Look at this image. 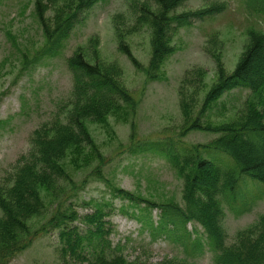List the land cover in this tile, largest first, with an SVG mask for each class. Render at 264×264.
<instances>
[{
	"label": "trees",
	"instance_id": "1",
	"mask_svg": "<svg viewBox=\"0 0 264 264\" xmlns=\"http://www.w3.org/2000/svg\"><path fill=\"white\" fill-rule=\"evenodd\" d=\"M187 1L133 0L129 20L124 15L114 18L119 51L137 70L144 71L148 81L161 77L166 61L175 53V38L182 28L225 10L224 5L210 2L198 10L176 13ZM98 2L61 0L49 4L35 0L36 19L45 38L39 56H56L81 16ZM246 5L252 14L264 17V0H246ZM144 28L151 34V53L145 68L128 42ZM246 36V45L229 74L221 54L222 41L212 35L207 53L215 64L214 81L208 87L206 70L194 67L185 72L178 89L183 117L180 138L193 131L213 133L216 138L189 148L177 140L131 148L133 152L158 153L168 159L182 181L180 202H156L108 183L110 198L84 204L91 212L82 216L75 209V201L88 182L71 178L64 160L73 149L95 146L86 128L88 122L106 123L111 117L126 118L136 111L120 65L101 60L96 50L90 56L87 51L94 47L77 49L67 59L73 84L68 106L33 132L29 152L0 180V264H11L31 247L38 234L50 231L58 233L56 253L60 264H148L129 261L121 246L111 241L116 231L112 217L117 199L137 210L134 214L152 241L164 238L179 246L187 257L204 253L198 226L215 264H264V215L237 232L232 243L228 242L224 225V204L232 206L241 200L237 212L249 211L253 198L245 199L240 188L253 187V181L264 185V32L252 28ZM237 89L249 91V96L235 118L218 126L205 123L212 106ZM49 208L53 214L35 228L34 221L45 217ZM156 209L157 221L152 216ZM189 225L195 230L190 231ZM160 264L192 263L170 259Z\"/></svg>",
	"mask_w": 264,
	"mask_h": 264
},
{
	"label": "rangeland",
	"instance_id": "2",
	"mask_svg": "<svg viewBox=\"0 0 264 264\" xmlns=\"http://www.w3.org/2000/svg\"><path fill=\"white\" fill-rule=\"evenodd\" d=\"M132 1L99 0L81 16L57 55L49 57L38 54L43 50L45 38L36 19L35 0H0V180L29 152L33 132L68 106L73 84L67 59L80 47L87 50L94 47L87 51L90 56L96 50L101 60L116 62L123 69L124 83L133 95L136 112L126 118L123 115L111 117L106 123L88 122L86 128L95 146L73 149L64 160V168L71 178L88 182L75 201L76 211L85 215L91 209L84 204L92 199L110 198L108 183L156 202L171 199L180 202L182 181L168 159L158 153L133 152L131 148L136 144L143 146L166 140L180 141L189 148L216 138L217 135L203 131H193L180 138L183 117L178 89L181 80L186 71L200 67L208 73V87L214 81L215 64L207 53L212 35L222 41L223 62L227 72L232 73L246 45L247 31L254 28L264 32V17L252 14L246 0H188L176 13L198 10L210 2L224 5L225 10L182 28L175 38V53L166 61L161 77L148 81L144 71L137 70L119 51L116 40L114 18L124 15L129 20ZM46 2L52 4L61 0ZM150 37V30L144 28L128 38L143 68L150 58ZM248 96L249 91L244 89L226 93L208 111L205 123L218 126L230 122ZM240 194L253 200L250 210L242 212H237L242 206L241 200L232 206L224 204L229 243L234 241L237 232L264 215V185L253 181V187H241ZM114 205L117 211L112 224L116 231L111 241L114 246H121L129 261L160 264L181 259L192 264H215L214 254L198 226L196 230L205 249L203 254L190 258L179 246L164 238L152 241L149 231L134 214L137 210L129 208L127 202L117 199ZM51 209L45 217L34 221L35 228L53 214ZM152 216L157 221V209ZM188 229L193 231L195 227L189 225ZM58 246L56 231L40 233L31 247L17 255L11 264H60Z\"/></svg>",
	"mask_w": 264,
	"mask_h": 264
}]
</instances>
